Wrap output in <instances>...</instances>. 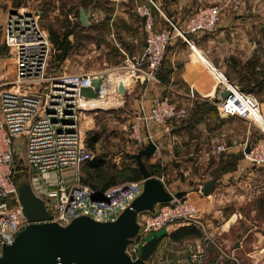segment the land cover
I'll return each mask as SVG.
<instances>
[{
	"label": "built area",
	"instance_id": "obj_1",
	"mask_svg": "<svg viewBox=\"0 0 264 264\" xmlns=\"http://www.w3.org/2000/svg\"><path fill=\"white\" fill-rule=\"evenodd\" d=\"M237 8L238 3L234 5V10ZM138 13L144 19L141 55L129 56L119 47L118 50L123 56L120 70L128 79H142L144 83L156 80L172 42L179 39L192 49L189 37L214 33L222 18L220 7L203 3L196 5L179 23L160 14L165 21L162 27L157 25L154 16L145 7H140ZM0 40L9 51L13 65L12 80L0 83L1 256L2 247L12 244L18 233L28 225L18 201V186L14 181L17 173L23 174L33 195L44 203L51 216L48 222L60 226H66L79 217H88L99 223L113 222L140 195L142 181L125 182L103 192L79 183L78 172L92 160L79 133L80 119L91 108L88 102L84 106L80 104L85 99L79 96V92L90 87L93 79L103 75L46 76L51 44L37 14L26 9L6 12L0 22ZM211 72L218 81L216 109L220 119H236L252 124L259 121L264 135V100L257 101L229 84L214 69ZM223 91H227L228 96L222 100L219 94ZM104 99L101 89L98 100ZM185 116L186 110L178 108L168 97H156L148 108H138L130 125L131 136L136 138L139 130L149 123L162 127L168 133L171 124ZM18 138L23 139L24 155L17 172L13 141ZM236 145L232 137L224 134L213 153L222 154ZM246 146H242L243 159L254 167H264V137L250 144L248 153L244 152ZM137 219L138 232L125 249L131 261L139 259L141 241L145 236L179 223L200 226L197 206L186 200L159 204L152 213H142ZM209 242L216 248L219 261L226 257L215 241ZM151 258L153 264H181L172 263L167 253H157ZM199 263V257L190 254L186 264Z\"/></svg>",
	"mask_w": 264,
	"mask_h": 264
},
{
	"label": "crops",
	"instance_id": "obj_2",
	"mask_svg": "<svg viewBox=\"0 0 264 264\" xmlns=\"http://www.w3.org/2000/svg\"><path fill=\"white\" fill-rule=\"evenodd\" d=\"M91 1L92 3L87 7L90 18L86 31L105 33L106 41L113 49V55L116 56L118 64L111 65L107 71L85 73L103 75L101 89L105 94L104 100H109L113 104L117 102L115 105L117 108L123 107L124 110L126 108L130 110L128 132L124 142L126 159L123 160L121 167L116 166L117 169L127 165L136 167L131 158L149 142L153 143L155 151L147 161H144L153 173L151 177L159 179L170 194L186 193L183 198L195 204L199 210L200 226H196L197 229L204 236L210 235L207 237L208 241H205V238H201V242L193 240L196 241L195 247L193 249L189 247L187 250L189 254H185L177 245L180 242L169 239L170 234L181 226L173 225L161 236L156 237L162 238L157 241L153 255L167 253L172 263L179 260L183 263L185 260L183 264H186L190 254H194L202 258L205 261L204 264H213V258L218 257L216 248L209 242L214 238L213 235H227L233 230L235 224L239 223L242 218L238 208L240 200L249 201L255 192H262L264 195L262 183L260 190L255 191L253 188L250 190L251 183L259 172L242 156L244 144H253L264 135L262 131H260L261 134L256 131V124L237 120L244 124V130L241 133L237 129L230 130L227 121L220 119L216 109L218 81L211 72L214 69L229 84L240 92L253 96L257 101L264 100V22H253L249 11L243 10L246 2L253 5L254 0ZM149 2L151 7L148 6ZM200 3L218 6L223 12L214 33L189 37L190 46L199 50L210 66L208 67L195 56L193 48L177 39L167 48L155 81L144 83L142 79H128L120 70L123 65V56L118 47L125 48L129 56L141 55L144 48V19L138 13V9L140 7L148 9L157 25L162 27L165 21L161 15L172 22L179 23ZM237 3L236 13L230 15L228 9L234 10V5ZM80 9L82 8L80 7L78 11ZM71 37L69 39L73 44ZM77 55V52H74L70 58L73 60L77 58ZM111 72H114L113 75H110ZM118 84L122 86V92H119ZM162 96L168 97L178 108L185 109L186 116L174 121L168 133L162 127L149 123L146 128L139 130L136 138L132 137L130 125L138 108L140 106L148 108L154 98ZM193 110L196 112L191 118ZM228 120L232 121V119ZM224 134L232 137L237 145L229 148L222 155L214 154L213 149ZM218 155H221L219 159L235 157L238 160L235 170L214 178L218 167L219 159L216 157ZM262 176L264 177V171ZM213 179L216 180L215 188L209 196H202L200 190ZM223 199L227 201L231 199L232 208H235V210H228L231 211L228 219H225L218 211L220 208L218 204ZM251 211L252 216L255 214L254 206ZM253 234L258 235L255 232ZM212 254L215 257H212ZM151 260L152 258L148 262L153 264Z\"/></svg>",
	"mask_w": 264,
	"mask_h": 264
},
{
	"label": "rangeland",
	"instance_id": "obj_3",
	"mask_svg": "<svg viewBox=\"0 0 264 264\" xmlns=\"http://www.w3.org/2000/svg\"><path fill=\"white\" fill-rule=\"evenodd\" d=\"M81 2L89 3L90 0H0V22L8 10L26 9L29 12L37 14L39 24L46 32L48 38L51 32L58 34H63L66 31L73 32L74 36L72 35V37H70L73 40L74 48L62 63H57V61H55V55L59 52L53 46L49 38L51 49L45 70L46 76L107 71L110 69L109 67L111 65L116 63V59L113 55V49L106 41L105 33L102 31L94 32L75 28V24L77 23V11L81 7ZM244 9L249 11V15L253 22H264V0H254L253 5L246 2L243 5V10ZM228 11L231 15L235 14L237 10L231 11V9H228ZM229 18H231V16ZM121 50L126 54L128 52L123 47H121ZM74 52H77L78 55L77 58H73L72 60L70 57ZM113 73L114 72H111L110 75H113ZM12 77L13 65L9 51L3 47L0 41V83L9 82L12 80ZM110 103L112 105L109 104L107 108L84 112L79 122V133L82 143L85 142L86 147L92 155L93 161L103 159L105 163L104 168H106V166L121 167L123 160L126 159L124 142L128 132V116L130 110L127 108L124 110L123 107L117 108L112 102ZM224 120L227 121L230 130L234 131L237 129L241 133L244 130V124L237 122L236 119H232V121L228 119ZM256 125V131L261 134L260 125ZM13 149L15 154L14 163H21L20 159H22L24 155L23 139H15L13 141ZM221 155L216 157L219 159ZM223 159L224 161L229 160L226 158ZM84 167L81 168L77 174L80 184H82V179H84L83 173L86 171ZM254 168L259 174L251 183L250 190L253 188V190L255 189L256 191L261 189V183L264 184V177L262 176L264 167ZM23 183H26L24 177L17 180L16 184L20 186ZM119 184H122V182ZM228 195L230 196V194ZM221 202L218 204V207H220L218 211L223 214L225 219H228V214L231 212L228 210H235V208H232V200L228 199L227 201L223 199ZM238 205L242 217L239 223L235 224L233 230L227 235H213L214 238H212V241L221 245V250L226 255V257H223L220 261L217 257L213 258V264H264V195L262 192H255L249 201L247 199L244 201L240 200ZM253 206L255 207V214L251 216ZM171 227L172 226H170V228ZM168 228L169 227L145 236L143 241H141V245L154 236H161ZM254 232L258 233V235H254ZM209 236L210 235H202L201 238L208 239L207 237ZM201 238L189 239L188 241L185 240L187 241L186 243L180 242L177 245L181 248L180 250L183 251V253L189 254L187 251L189 247L193 249L195 247L194 244L196 245V241L193 240H199L201 242ZM212 257H215V255L212 254ZM199 260V264L205 263L202 258H199ZM177 262L182 263L180 260ZM183 263H185V260Z\"/></svg>",
	"mask_w": 264,
	"mask_h": 264
},
{
	"label": "water",
	"instance_id": "obj_4",
	"mask_svg": "<svg viewBox=\"0 0 264 264\" xmlns=\"http://www.w3.org/2000/svg\"><path fill=\"white\" fill-rule=\"evenodd\" d=\"M148 6H152L149 2ZM89 9H80L79 22L88 27ZM104 78L91 81L90 87L82 88L79 96L85 100H98ZM119 92H122L119 85ZM227 91L219 94L220 99ZM249 145L245 153L249 152ZM155 146L149 142L133 156L142 177L140 195L113 222L99 223L88 217H79L66 226L49 223L50 214L44 203L37 199L28 183L18 186V201L28 225L18 233L10 245L1 249L0 264H147L153 256L157 238L153 237L140 247L139 259L131 261L125 249L138 232L137 218L142 213H152L159 204L182 199L186 193L170 194L161 181L152 178L144 161L154 153ZM216 186L213 179L202 187L206 197Z\"/></svg>",
	"mask_w": 264,
	"mask_h": 264
},
{
	"label": "trees",
	"instance_id": "obj_5",
	"mask_svg": "<svg viewBox=\"0 0 264 264\" xmlns=\"http://www.w3.org/2000/svg\"><path fill=\"white\" fill-rule=\"evenodd\" d=\"M91 3H92L91 0L89 3L81 2L80 6L82 9L85 10ZM78 13L79 11H77V19H78ZM75 28L76 29L81 28L82 30H86V27L82 26L81 23L79 22V19L75 24ZM72 35H73L72 31L69 32L66 31L63 34H58L54 32L50 33L49 35L50 41L59 52L58 54L55 55V61H57V63H62L65 60V58L68 56L70 51L74 48L72 42L69 40V37ZM2 45L5 48L3 43ZM114 57L116 56L114 55ZM115 64L118 63L116 62ZM195 112H196L195 110L191 112V118H193ZM221 158L219 159L218 162L217 171L214 173V178H217L220 174L232 172L236 168V162L238 160L237 158L228 157L226 158L229 159L228 161H224V159ZM131 159L135 163L133 157ZM104 164L105 163L103 162V159H98L94 161L93 160L89 161L88 163L83 165L82 168L85 166L84 168H86V171L83 173L84 179H82V185L88 186L92 190L103 192L108 188L115 186L121 182L123 183V182L142 181L141 174L137 169V167L132 168L127 165L122 169H117V167H111V166L109 167L106 166V168H104L105 167L103 166ZM15 165H16V171L18 172L20 170V163L17 164L15 163ZM145 167L149 175L153 176L152 171H150L146 165ZM22 177H24L23 174L17 173V175L14 178L15 183H17V180H19ZM183 200L185 199L184 198L180 199V201ZM179 224L181 225V223ZM201 237L202 234L200 233V231L197 229L196 226L181 225L178 229H176L174 232L170 234L169 239L173 242H183L189 239H200ZM161 238L162 237H159L157 240H160Z\"/></svg>",
	"mask_w": 264,
	"mask_h": 264
},
{
	"label": "bare ground",
	"instance_id": "obj_6",
	"mask_svg": "<svg viewBox=\"0 0 264 264\" xmlns=\"http://www.w3.org/2000/svg\"><path fill=\"white\" fill-rule=\"evenodd\" d=\"M192 48L194 50L195 56H197L202 62H204L209 67L210 66L209 63L204 59V57L201 55V53L199 52V50H197L195 47H192ZM85 102H88L89 103V106H90L91 110L104 109V108H107L109 106V104H111L110 101H106V100H103V101L102 100H81L80 104L84 106V103ZM116 103L117 102H115L114 105H116ZM256 122H257L258 125H260V122L259 121H256Z\"/></svg>",
	"mask_w": 264,
	"mask_h": 264
}]
</instances>
